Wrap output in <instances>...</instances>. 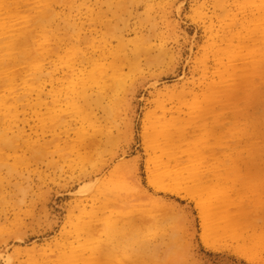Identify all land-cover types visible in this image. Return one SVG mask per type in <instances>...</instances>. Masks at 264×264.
<instances>
[{"label": "rangeland", "instance_id": "374dc122", "mask_svg": "<svg viewBox=\"0 0 264 264\" xmlns=\"http://www.w3.org/2000/svg\"><path fill=\"white\" fill-rule=\"evenodd\" d=\"M5 4L0 264H264V0Z\"/></svg>", "mask_w": 264, "mask_h": 264}, {"label": "bare ground", "instance_id": "6f19581e", "mask_svg": "<svg viewBox=\"0 0 264 264\" xmlns=\"http://www.w3.org/2000/svg\"><path fill=\"white\" fill-rule=\"evenodd\" d=\"M5 3H6V0H0V7L1 8H3V7L5 8V6H6ZM6 13H8V12H6ZM8 15H11V14H8ZM13 17H15V14L12 15V16H9L8 17L9 19L6 18L5 20L0 21V37H1L0 41L5 40L8 48H10V49H14L15 46H17L18 44H20L18 46H21V45L23 46L25 44L24 39L23 40L22 39H17V36L15 37L14 34H11L13 27L10 24L11 23L10 19L12 20ZM2 68L4 69V68H6V66L5 67L2 66ZM4 70L6 72H8V73L10 71L9 68H6ZM260 71H261V68L257 64V60L256 59H253V61H249V82L251 81L252 77L255 76V74L259 75ZM231 75H232V80L235 79V78L236 79H240L241 78L240 75L239 76H235V70H234V73L231 74ZM236 86L237 85H232V84H230V86H227L228 89L226 91H224V93H226V96H227L226 99H231V98L234 97ZM222 94L223 93L220 90V92H219V97L220 98H222ZM5 110L6 111L3 114L0 113V120L2 119L1 121L4 120L7 123L11 122L12 120L14 121L16 119L17 115H15V116L11 115L12 112H13V108L11 106H7V107H5ZM2 137H4V136H2ZM5 145L9 146L8 143H5Z\"/></svg>", "mask_w": 264, "mask_h": 264}]
</instances>
